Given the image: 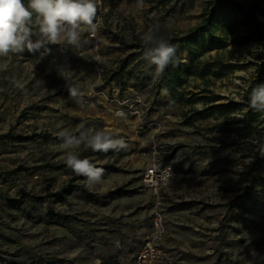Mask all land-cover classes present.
Returning <instances> with one entry per match:
<instances>
[{
  "label": "rangeland",
  "instance_id": "rangeland-1",
  "mask_svg": "<svg viewBox=\"0 0 264 264\" xmlns=\"http://www.w3.org/2000/svg\"><path fill=\"white\" fill-rule=\"evenodd\" d=\"M245 1L264 6V0ZM96 3L98 30L83 33L80 47L50 45V54L42 58L27 50L0 58V264H76L78 251L87 252L82 236L110 219L149 212L152 227L151 210L159 204L165 230L164 203L169 202L190 205L191 211L180 213L191 218L196 205V245L215 255L213 264H264V185L250 182L252 175L264 177V128L259 146L254 137L247 143L213 127L222 117L185 123L189 106L172 100L165 89L139 92L128 86L120 92L106 80L121 57L138 50L133 44H142L143 30L159 23L161 35H183L200 21L204 1L169 0L165 7L155 0ZM232 37L223 48L201 55L212 62L219 54L233 64L231 69L212 67L216 74L208 75L204 94L216 98L214 103L239 104L230 115L240 116L249 107L251 80L264 84V67L258 69L264 39L236 43ZM179 56L188 61L185 49ZM58 66L71 70L65 69L79 86L82 104L69 97ZM200 84L201 79L191 78L187 88L197 91L194 86ZM201 106V101L193 103ZM257 116L264 127V114ZM80 124L127 143L118 151L75 149L105 169L103 185L92 191L64 163L57 135L65 129L78 134ZM232 139L238 143L217 150L219 141ZM151 162L169 163L175 170L173 181L156 191L143 184ZM177 168L183 172L178 178Z\"/></svg>",
  "mask_w": 264,
  "mask_h": 264
},
{
  "label": "trees",
  "instance_id": "trees-1",
  "mask_svg": "<svg viewBox=\"0 0 264 264\" xmlns=\"http://www.w3.org/2000/svg\"><path fill=\"white\" fill-rule=\"evenodd\" d=\"M131 2L134 0H109V3ZM204 9L201 12L200 21L195 24L183 35L167 34L163 32L169 42L177 46V55L182 49H185L188 61L181 59L178 66L170 64L163 75L156 77L154 75V66L150 67L142 59V44H133L138 50L128 53L118 60L117 65L110 70L106 80L113 81L122 92L128 86L133 87L139 92L150 87L153 92L166 89L171 99L180 104L189 106V111L185 117V123L192 124L193 120L214 117L222 119L217 120L213 125L215 129L221 132L236 134L247 143H254L259 146L262 143V119H259L257 113L249 107L242 115H230L239 109V104L235 102L214 103L216 98L206 96L205 83L208 81V75L216 74L212 67L231 69L233 64L223 62L219 54L215 56L214 61L206 57H201L202 53L223 48L226 40L233 35L232 40L236 43L246 41L260 42L264 39V6L258 3H246L245 0H203ZM156 4L165 7L169 0H155ZM264 67L262 62L258 69ZM191 78H199L203 84L197 91L187 88ZM257 78L254 77L248 85L246 97L251 89L256 86ZM195 85V84H194ZM189 94V96H185ZM201 101L200 108H194L193 103ZM251 137H254L253 140ZM237 139L230 141H219L217 150L222 152L238 143ZM252 184L260 183L264 185V177L252 175L250 178ZM70 189V188H69ZM68 187L57 193L62 197Z\"/></svg>",
  "mask_w": 264,
  "mask_h": 264
},
{
  "label": "clouds",
  "instance_id": "clouds-1",
  "mask_svg": "<svg viewBox=\"0 0 264 264\" xmlns=\"http://www.w3.org/2000/svg\"><path fill=\"white\" fill-rule=\"evenodd\" d=\"M142 5L143 0H139ZM96 0H0V58L21 56L25 50L40 53V58L50 54V45L78 48L85 32L98 30ZM159 23H153L142 31V59L160 77L173 64L178 66L181 57L177 46L160 34ZM67 66H58V75L65 81L69 97L77 104L83 103L79 86L69 75ZM253 71H256L253 69ZM166 94V89L163 90ZM249 108L264 114V84H257L248 95ZM78 134L69 130L57 133L64 151L66 166L77 176L84 177L85 187L92 191L104 183L105 169L98 167L89 158H81L75 151L81 146L93 152H108L127 147L126 141L104 130L80 124ZM216 137L218 132L213 133ZM252 161H249L250 164ZM244 169H240L243 171Z\"/></svg>",
  "mask_w": 264,
  "mask_h": 264
},
{
  "label": "crops",
  "instance_id": "crops-1",
  "mask_svg": "<svg viewBox=\"0 0 264 264\" xmlns=\"http://www.w3.org/2000/svg\"><path fill=\"white\" fill-rule=\"evenodd\" d=\"M182 174L183 172L177 168L175 177L178 178ZM171 189L172 186L168 189L170 193H172ZM164 205H166L165 230L159 239V244L173 254L174 259L171 264H213L215 255L213 256L208 250L201 251V247L196 245L198 241L196 205L192 206L193 218L190 214L184 216L180 213L191 211L190 205L174 202ZM151 229L149 212L140 211L120 219H110L109 223L100 230H93L92 235L82 236V239H86L87 252L81 254L80 250L78 251L76 264H133L144 238ZM204 239L210 243L207 237ZM85 246L84 244L83 247ZM199 254L204 256L198 259Z\"/></svg>",
  "mask_w": 264,
  "mask_h": 264
},
{
  "label": "built area",
  "instance_id": "built-area-1",
  "mask_svg": "<svg viewBox=\"0 0 264 264\" xmlns=\"http://www.w3.org/2000/svg\"><path fill=\"white\" fill-rule=\"evenodd\" d=\"M174 175L175 170L171 164L151 162L144 169L143 184L156 191L166 187ZM151 213L152 231L142 243L133 264H170L173 261L172 255L159 244L164 231L163 212L159 204L153 206Z\"/></svg>",
  "mask_w": 264,
  "mask_h": 264
}]
</instances>
